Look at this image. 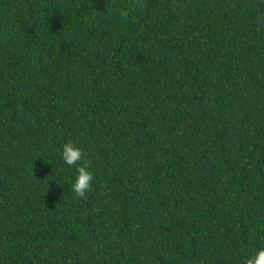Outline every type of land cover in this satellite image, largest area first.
I'll use <instances>...</instances> for the list:
<instances>
[{
    "label": "trees",
    "instance_id": "trees-1",
    "mask_svg": "<svg viewBox=\"0 0 264 264\" xmlns=\"http://www.w3.org/2000/svg\"><path fill=\"white\" fill-rule=\"evenodd\" d=\"M258 247L264 0H0V264H244Z\"/></svg>",
    "mask_w": 264,
    "mask_h": 264
},
{
    "label": "clouds",
    "instance_id": "clouds-1",
    "mask_svg": "<svg viewBox=\"0 0 264 264\" xmlns=\"http://www.w3.org/2000/svg\"><path fill=\"white\" fill-rule=\"evenodd\" d=\"M127 18V13H122ZM60 158L63 164L69 168H75L76 176L71 182V191L75 197L85 198L93 186L94 173L91 164L85 158L83 150L73 141L65 142L60 150ZM244 264H264V247H258L254 252L248 254Z\"/></svg>",
    "mask_w": 264,
    "mask_h": 264
}]
</instances>
